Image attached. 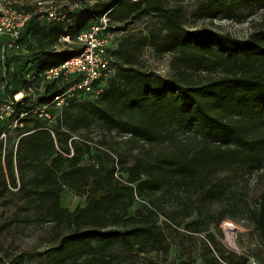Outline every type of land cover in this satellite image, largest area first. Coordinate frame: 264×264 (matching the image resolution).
<instances>
[{
  "label": "trees",
  "instance_id": "trees-1",
  "mask_svg": "<svg viewBox=\"0 0 264 264\" xmlns=\"http://www.w3.org/2000/svg\"><path fill=\"white\" fill-rule=\"evenodd\" d=\"M80 4L73 9L63 5V18H44L48 22L36 25V32L58 39L67 21L77 17L80 27L94 12L96 21L106 13L111 23L155 15L161 27L135 40L128 35L118 41L110 51L113 71L92 101H84L81 93L56 107L52 100L67 83L48 80L35 96L34 109L47 104L51 118L32 112L26 95L7 117L6 131L12 129L15 141L0 151V199L16 194L25 209L53 222L52 245L46 251L49 264H116L148 249L167 252L169 243L158 223L166 203L177 206L169 220L179 213L190 217L183 223L189 232L200 231L205 220L217 226L229 217L247 219L264 239V26L241 39L188 30L180 7H168L165 0L96 1L89 9ZM255 5L264 7V0H206L196 14L211 21L240 19L243 8ZM34 9H27L31 15L22 29L39 19ZM61 44L63 51L51 56L58 60L41 63L42 71L81 51L80 46ZM144 44L157 54H174L173 75L138 65L137 51ZM199 68L215 75L196 79L189 74ZM22 84L27 92L26 81ZM94 123L128 134L123 142L130 150L140 141L165 145L150 158L131 153V161L118 160L96 145L94 162L83 163L92 146L71 135ZM181 129L192 133L179 136ZM104 155L109 163H104ZM116 170L123 180L115 177ZM254 172L260 174L262 188L249 202L240 187ZM65 188L84 195L85 203L72 210L63 207L60 194ZM137 198L146 204L133 207ZM5 256L0 255V264H23L22 253ZM146 264L192 263L182 259ZM200 264H247V258L221 253Z\"/></svg>",
  "mask_w": 264,
  "mask_h": 264
},
{
  "label": "rangeland",
  "instance_id": "rangeland-1",
  "mask_svg": "<svg viewBox=\"0 0 264 264\" xmlns=\"http://www.w3.org/2000/svg\"><path fill=\"white\" fill-rule=\"evenodd\" d=\"M22 1L27 9H33V1L35 0H10ZM60 11L65 3L80 1L84 3L88 9L92 7L96 1L102 3L108 0H44ZM206 0H165L168 7H180L182 12V24L188 30L205 29L213 30L220 33H229L233 37L246 38L250 32L257 27L264 26V7L251 6L243 8L244 17L240 19H225L216 17L212 21L207 17H200L196 14V8ZM14 3V2H13ZM77 18V17H76ZM67 21V30L71 34L81 30L88 29L90 25L96 22V13L91 14L85 19L79 27L78 22ZM48 22L44 18L35 19L30 25L25 26L15 45L0 52V107L7 103L12 95L22 92L20 97H25L27 105L32 112L34 110L35 96L38 95L39 87L43 89L47 83L42 77V70L39 68L43 62L54 63L58 59H53V53L63 51L64 46L53 36H43L40 30L36 32V25ZM112 25L113 38L109 43L110 51L114 49L120 39L131 35L132 39H137L141 35L146 34L150 29L156 30L161 27L160 18L155 15L143 16L139 19L128 20L127 22L114 21ZM2 39H0L1 43ZM138 65L143 69H149L162 76L173 75L174 69L171 65L173 53L163 52L157 54L149 44L141 45L137 51ZM61 59V58H60ZM196 79L214 76V72H206L204 69L190 70ZM110 76V75H109ZM104 76L97 81L94 90L89 93L82 94L84 101H92L100 90L106 86L107 77ZM107 78V79H106ZM30 83L31 90L24 92L22 81ZM18 90V91H17ZM55 109V108H51ZM8 115L3 116L0 120V134L5 132V139L0 138V151L5 146L15 141L14 133L8 128ZM192 132L188 129L179 130V136H188ZM128 134L120 132L116 129L111 131L104 130L97 124L89 127H82L72 133L71 138L81 137L89 141L90 152L86 153L81 162L93 163V154L96 152V145L101 146L109 151L112 157L118 160L128 159L131 161L130 154L136 153L140 156L150 158L158 151L164 148L165 144L154 142L147 144L140 141L137 149L130 150V145L123 142ZM104 163H109L108 155L103 156ZM117 171V170H116ZM120 174L119 171H117ZM260 174H250L245 177V181L241 184L246 201L253 202L262 188ZM15 190V188L11 189ZM23 200L16 194L8 193L0 199V255L5 253L10 257L22 253L23 264H49L46 251L52 245L51 239L54 236V227L52 221L42 220L37 212L32 209L23 207ZM60 203L68 210H72L77 205L85 203L84 195L77 194L72 190L65 188L60 194ZM146 204L145 200L137 198L133 207ZM216 207V206H215ZM177 209L176 205L169 203L164 204L163 212L158 214V223L161 225L166 240L169 243L167 252L146 250L133 257L132 260L124 261L120 259L116 264H146L148 261H156L157 263L178 262L179 260H189L192 264H200L208 259L211 255L221 256V253L229 252L242 255L247 258V264H264V239H262L252 224L247 219L234 220L229 217L223 218L219 225L215 226L214 221L204 222L203 228L198 232H189L183 227L185 220L190 217H182L177 214L175 220H169L171 212ZM194 216H192L193 218ZM168 218V219H167ZM179 224L175 228L167 226L166 223ZM233 228L231 239L228 238L227 225ZM177 227V228H176ZM210 249V251L208 250ZM27 253V254H25ZM7 259V257H6Z\"/></svg>",
  "mask_w": 264,
  "mask_h": 264
},
{
  "label": "built area",
  "instance_id": "built-area-1",
  "mask_svg": "<svg viewBox=\"0 0 264 264\" xmlns=\"http://www.w3.org/2000/svg\"><path fill=\"white\" fill-rule=\"evenodd\" d=\"M33 5L35 7L33 12L38 14L39 19L59 20L63 18V14L47 1L35 0ZM64 5L68 9L81 6L78 1ZM30 15L31 12L27 11L22 1L0 0V39H2L0 52H4L5 49L16 44L20 31ZM113 35V25L106 13H103L88 29L79 30L74 34L64 30L60 34L58 38L60 42L65 43L68 47L80 46L81 51L42 71V77L46 81L60 79L61 82L67 83L63 91L55 95L52 100L56 107L66 105L67 100L71 97L92 92L97 81L113 71L111 56L108 51ZM71 78L72 80H70ZM26 89L27 91L31 90L30 83L27 84ZM41 90L39 87L38 91ZM20 93L22 94V92ZM16 95L17 93L13 94L12 98L0 107V120L3 116L10 115L14 105L21 100L22 97H16ZM47 107V104L40 103L35 107L34 112L39 116L51 118ZM0 138L5 139V132L0 134ZM114 175L123 180L117 171ZM227 226L228 238L231 239L230 235L233 228L231 224Z\"/></svg>",
  "mask_w": 264,
  "mask_h": 264
},
{
  "label": "bare ground",
  "instance_id": "bare-ground-1",
  "mask_svg": "<svg viewBox=\"0 0 264 264\" xmlns=\"http://www.w3.org/2000/svg\"><path fill=\"white\" fill-rule=\"evenodd\" d=\"M22 94L20 92L17 93L16 97H20Z\"/></svg>",
  "mask_w": 264,
  "mask_h": 264
}]
</instances>
